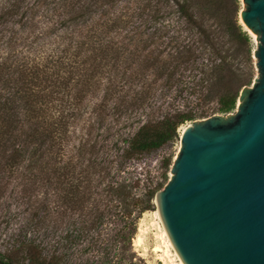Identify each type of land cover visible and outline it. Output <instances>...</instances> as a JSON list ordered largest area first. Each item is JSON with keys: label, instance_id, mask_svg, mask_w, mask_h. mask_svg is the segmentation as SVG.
Listing matches in <instances>:
<instances>
[{"label": "trees", "instance_id": "obj_1", "mask_svg": "<svg viewBox=\"0 0 264 264\" xmlns=\"http://www.w3.org/2000/svg\"><path fill=\"white\" fill-rule=\"evenodd\" d=\"M239 12V0H0V195L13 184L34 235L0 249V264H60L39 235L64 225L79 244L113 201L123 214L131 199L138 217L151 209L161 187L134 196L125 159L195 117L149 103L191 89L215 113L236 109L254 79ZM110 256L91 264H138Z\"/></svg>", "mask_w": 264, "mask_h": 264}, {"label": "water", "instance_id": "obj_2", "mask_svg": "<svg viewBox=\"0 0 264 264\" xmlns=\"http://www.w3.org/2000/svg\"><path fill=\"white\" fill-rule=\"evenodd\" d=\"M258 76L235 112L186 125L168 183L155 196L183 264H264V0H242Z\"/></svg>", "mask_w": 264, "mask_h": 264}, {"label": "rangeland", "instance_id": "obj_3", "mask_svg": "<svg viewBox=\"0 0 264 264\" xmlns=\"http://www.w3.org/2000/svg\"><path fill=\"white\" fill-rule=\"evenodd\" d=\"M240 11L243 8L242 0H239ZM239 22L243 29L247 31L251 39L252 66L254 79L259 72L256 66V58L254 50L257 48V39L252 32L242 24L240 12L238 15ZM253 79V82H254ZM185 80L189 82L192 76L187 75ZM252 82V83H253ZM152 99L149 108L153 113L163 115L168 112L182 110L189 112L194 111V119L185 122L180 128V134L186 125L195 120L210 117L215 113L218 107L217 102H205L196 95L191 94V89L185 91L180 98ZM236 110V109H235ZM235 110L233 112H235ZM136 127V125L134 126ZM134 127L130 130L133 131ZM129 130V131H130ZM78 141V140H76ZM180 136L159 149L149 154L139 156L138 158L125 159V172L123 176L131 179V192L134 196H143L147 189L155 186L164 187L171 176V167L174 159L179 151ZM169 164L167 165V160ZM13 184L6 188L4 193L0 195V249L6 250L16 241L24 240L25 235L33 237L31 232H26V212L24 206L20 204L18 199L14 200ZM129 213L123 214L121 207H117L118 201L110 204V212L106 214L103 223L92 229H87L86 233L79 240V244L70 245L65 236L67 227L62 225L58 232L49 236L39 235L38 238L48 253H57L63 255L64 259L60 264H91L94 260L100 261L101 257H114V261L119 259L128 262H137L138 264H181L180 258L176 255L174 248L168 244L164 234V224L159 214L158 206L154 199L151 201V209L142 213L138 217V210L134 206L132 199L129 201ZM78 212V211H77ZM65 221V220H64ZM81 223V222H80ZM79 223V224H80ZM128 224V228L124 231V225ZM131 232V233H130ZM129 236V239H128ZM141 237L142 244L136 245V239ZM61 239L60 244L57 243ZM15 241V242H14ZM89 244H92V246ZM88 247V248H87ZM156 247L161 251H155ZM110 256V257H111Z\"/></svg>", "mask_w": 264, "mask_h": 264}, {"label": "bare ground", "instance_id": "obj_4", "mask_svg": "<svg viewBox=\"0 0 264 264\" xmlns=\"http://www.w3.org/2000/svg\"><path fill=\"white\" fill-rule=\"evenodd\" d=\"M184 128V127H183ZM164 234H165V237H166V239H167V241H168V244H170L171 246H172V244H171V241H170V238H169V236H168V233H167V231H166V228L164 227ZM141 237L139 238L138 237V239H136L135 241H136V245H138V246H140L141 244H142V242H141ZM173 247V246H172ZM155 251H161V248H159V247H156L155 249H154ZM176 252V251H175ZM176 255H177V253H176ZM181 261V260H180ZM181 264H183L182 263V261H181Z\"/></svg>", "mask_w": 264, "mask_h": 264}]
</instances>
